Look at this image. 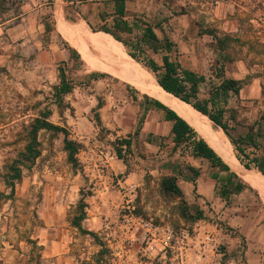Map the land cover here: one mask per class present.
<instances>
[{
	"label": "rangeland",
	"instance_id": "rangeland-1",
	"mask_svg": "<svg viewBox=\"0 0 264 264\" xmlns=\"http://www.w3.org/2000/svg\"><path fill=\"white\" fill-rule=\"evenodd\" d=\"M226 1L157 0L158 11L164 16L155 23L169 21L168 32L165 28L163 33L158 30L161 39L168 36L176 44L173 60L205 77L197 99L206 102L214 113L225 109L223 122L243 151L236 149L227 136L237 159L264 178L255 162L264 159V108H257L258 101L264 106V20L257 28L249 26L246 32L239 30L233 37L227 36L225 26H216L217 19L221 25L225 23ZM57 4L64 6L62 0H0L1 264L93 261L99 246L72 223L79 214L77 207L83 194L87 203L83 227L99 233L113 249L114 264H250L245 256L248 250L260 254V264H264V233L247 239L234 222L247 217L264 223L260 192L238 174L250 188L233 194L229 204L219 199L190 203L185 197L164 191L163 178L179 177L189 167L174 159L172 150L164 152V146L155 151L147 149L145 139L151 142L157 138L139 135V126L138 132L131 130L123 116L134 103L132 97L156 99L133 81V74L118 70V63L109 54L94 47L80 48V42L84 43L81 34L73 36L63 25L60 33L55 17ZM166 11L169 14L165 16ZM179 18L181 25L177 24ZM132 29L130 34L117 33L121 41L113 35L104 38L119 44L112 47L140 68L145 78L157 81L155 73L143 63L154 59L162 66L165 52L156 55L141 41L144 25L133 21ZM90 35L100 40L91 31ZM73 50L77 51L75 55ZM241 57L247 59L243 68L249 71L241 81L247 84L260 77L263 96L253 98L255 104H243L231 93L227 104L224 99L213 104L212 93L229 78L233 61ZM61 68L73 89L58 103L55 87L61 84ZM47 111L51 112L49 121L65 127L69 138L80 144L78 165L68 158L63 133L41 130L37 137L40 155L23 168L22 179L13 190L10 166L25 152L34 120ZM125 139L131 140L130 149L122 144ZM180 147L192 149L189 143ZM119 149L123 160L118 157ZM202 164L210 167L208 160ZM212 173L229 176L218 168ZM199 211H203L202 216ZM131 214L170 228L174 234L172 247L164 249L161 241L152 240L143 229L127 226L125 218Z\"/></svg>",
	"mask_w": 264,
	"mask_h": 264
},
{
	"label": "crops",
	"instance_id": "crops-1",
	"mask_svg": "<svg viewBox=\"0 0 264 264\" xmlns=\"http://www.w3.org/2000/svg\"><path fill=\"white\" fill-rule=\"evenodd\" d=\"M118 1H123L125 3L126 15L124 17H120L116 13ZM62 3L64 6L57 4L55 9L56 26L58 25L60 33L63 32V25L72 31L73 36L76 34L79 35L77 32L79 26L84 23L93 35H98L95 34V32L102 31L103 35L112 36V34L103 30L105 28L123 34L126 32L118 30L116 25L121 19L127 21L131 26L133 21L144 25L143 31L147 26H152L155 33L162 41L165 37L161 39L158 29L163 33V29L165 28L168 32V20V22L161 21L155 23L159 16H164L162 14L163 12L158 11L157 0H62ZM220 7L221 4L217 6V16L220 13ZM225 7V23L221 25L222 22H219L217 19L216 26H225L224 29L227 36L233 37L239 30L241 32H246L249 30V26L257 28L260 22L264 20V0H227ZM167 12L168 11H166V13ZM168 14L169 13L165 14V16ZM69 16H72L73 19ZM177 24L181 25L182 19L179 18ZM182 29L181 27L179 28V30ZM104 37L98 41L106 44L109 43L111 46L119 45L111 39ZM251 55L252 54H250V56ZM246 62L247 59L245 57L236 58V60L233 61L235 66L229 71V78L245 80L249 74V71L243 68ZM260 79V77H255L251 79L249 83L244 84L239 95L235 94V97L240 98L243 104H255L253 98L263 96V88L260 84ZM132 100L134 103H130L129 109L123 114L125 122L130 123L131 130L133 128L137 129V126H139V135L148 136L151 134L157 138L151 142H146L145 139L146 148L155 151L164 146V149L167 148L164 152L166 151L168 154L169 150H172V152H174V159L182 163V166L187 165L189 167L187 173L183 175L179 174L180 176L178 177V183L185 194V198L190 203L212 202L214 199H219L223 204H226L225 201L216 195L217 181L212 177L214 168H212L211 165L209 167L202 164V161L206 159L195 156L192 149L189 151L181 150V147L178 146L174 150L175 142L172 133L174 123L173 121L167 120L165 112L155 106L154 99L149 98L148 100H143L139 97H137V99L132 97ZM260 107L264 108L262 101L257 102V108ZM194 171L197 174H194ZM257 190L264 198L261 191L259 189ZM227 209L228 208H226V210ZM234 222L237 226H240L239 230L241 234L247 239L264 233V223L255 221L252 218L240 217L239 219L236 218ZM251 252L250 250L245 252L247 263L260 264V254Z\"/></svg>",
	"mask_w": 264,
	"mask_h": 264
},
{
	"label": "trees",
	"instance_id": "trees-1",
	"mask_svg": "<svg viewBox=\"0 0 264 264\" xmlns=\"http://www.w3.org/2000/svg\"><path fill=\"white\" fill-rule=\"evenodd\" d=\"M116 13L120 17L126 15L125 3L123 1H118L116 6ZM117 29L122 30L126 33L132 32V26L124 20H119L117 22ZM50 26H47V31H50ZM105 32L112 34L117 40L121 41L120 37L117 35V31H111L108 28L103 29ZM103 34H98L97 37L102 39ZM141 41L149 46L154 54H159L164 51L165 54L162 56L163 65L159 64L154 59H148V61L143 64L149 68L157 77L158 83L165 89L172 97L176 100L191 104L194 109L201 112L202 114L208 116L216 126L221 127L225 134L229 137L233 145L241 153L243 152L239 148V143L235 140L229 132L227 125L223 122V117L225 109H219L216 113L208 109V104L206 102L199 101L197 98L200 85L205 81L204 76H200L192 70L184 69L178 61L173 60L171 54L174 51L175 43L168 37L164 40H160L158 35L155 33L152 26H147L143 31ZM126 45V43L124 42ZM140 50L145 51L143 47H139ZM77 51L73 50L75 55ZM129 54L138 60V58L131 52ZM61 84L55 87L57 102H62V96L67 95L73 89L69 81H67L66 73L64 69H60ZM243 82L241 80H236L233 78H225L221 81L216 89L215 93H212L211 102L217 104L220 99H224V103H228V99L233 94H239L243 88ZM176 97H175V96ZM146 100L150 97L145 95ZM154 104L157 108L163 110L166 114L167 120L173 121V140L175 142V147L180 146L183 143H189L192 145L193 154L197 157L204 158L210 162L212 168H218L220 171L229 172L228 177H222L219 173H212V177L217 181L216 185V195L220 197L226 204L230 203V198L233 194H239L244 190L250 188V186L241 180L235 172L231 171L230 166L225 163V161L215 152V150L210 147V145L199 136L195 129L182 117H180L175 111L171 110L161 102L154 100ZM102 105L99 104V108ZM51 115L50 111L42 114L40 118L34 120L31 125L30 131V141L26 146L25 152H23L19 158L13 161L10 166L12 172L11 186L14 190L16 183L22 179L23 168L28 165V163H33L35 159L40 155L39 150V140L38 133L41 130H50L54 132H59L64 134V149L68 154L69 160L73 165H78L77 154L80 151V144L69 138L68 131L65 127L55 125L49 121ZM96 122L101 126V118L98 113H96ZM138 132V129L137 131ZM136 134V133H135ZM123 145L130 149L132 142L130 139H125L122 141ZM256 147V145H253ZM122 150L119 149L118 157L123 160ZM264 152V149H263ZM255 162L259 163L256 167L264 174V159L262 163L258 159ZM245 167L250 169V165L245 163ZM195 172V171H194ZM194 174H197L196 172ZM162 188L167 193L176 194L181 199H184L185 194L182 188L179 186L178 177L170 176L163 178L161 182ZM196 186V184H195ZM86 208L87 203L85 200V194L79 201L77 207V212L79 213L73 218V225L81 230L83 234L89 235L93 238L94 242L99 246V251L94 255L93 261H82L80 264H114L115 252L111 247L102 240L99 233L90 231L83 227V221L86 219ZM200 216L203 215V211H199ZM201 218V217H199ZM1 264V261H0Z\"/></svg>",
	"mask_w": 264,
	"mask_h": 264
},
{
	"label": "bare ground",
	"instance_id": "bare-ground-1",
	"mask_svg": "<svg viewBox=\"0 0 264 264\" xmlns=\"http://www.w3.org/2000/svg\"><path fill=\"white\" fill-rule=\"evenodd\" d=\"M77 27V26H76ZM75 30V29H74ZM83 36L84 43L80 42V48L87 50L89 47L102 50L109 54L118 63V70H125L133 74L134 82L140 85L147 94L160 101L162 104L175 111L180 117L186 120L199 135L231 166V168L245 181L255 186L264 196V178L261 174L247 169L237 159L227 135L214 128L215 124L208 116L194 109L191 105L181 102L172 97L155 79L145 78L142 70L132 64L120 51L109 44L97 42L87 26H79L77 31ZM76 34V33H75ZM73 35V34H72ZM71 35L72 38H74ZM124 72V71H123ZM149 75V74H148ZM125 76V75H124ZM127 79V78H126ZM130 80V79H129ZM131 82V81H130Z\"/></svg>",
	"mask_w": 264,
	"mask_h": 264
},
{
	"label": "built area",
	"instance_id": "built-area-1",
	"mask_svg": "<svg viewBox=\"0 0 264 264\" xmlns=\"http://www.w3.org/2000/svg\"><path fill=\"white\" fill-rule=\"evenodd\" d=\"M125 222L127 226L133 229H143L146 234L150 235L152 240L161 241L164 249L172 247L174 234L170 228L156 226L151 220L134 214L127 215ZM207 239H210V235H207Z\"/></svg>",
	"mask_w": 264,
	"mask_h": 264
},
{
	"label": "water",
	"instance_id": "water-1",
	"mask_svg": "<svg viewBox=\"0 0 264 264\" xmlns=\"http://www.w3.org/2000/svg\"><path fill=\"white\" fill-rule=\"evenodd\" d=\"M175 96V95H174ZM176 97V96H175ZM224 131V130H223ZM248 169V168H247ZM262 173V172H261ZM263 174V173H262ZM264 175V174H263Z\"/></svg>",
	"mask_w": 264,
	"mask_h": 264
}]
</instances>
